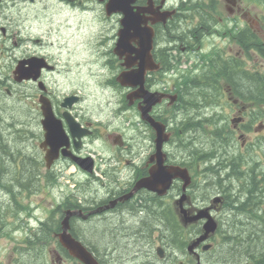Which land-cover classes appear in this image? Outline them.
I'll return each instance as SVG.
<instances>
[{
	"label": "flooded vegetation",
	"instance_id": "af4514ba",
	"mask_svg": "<svg viewBox=\"0 0 264 264\" xmlns=\"http://www.w3.org/2000/svg\"><path fill=\"white\" fill-rule=\"evenodd\" d=\"M109 1L0 0V83L8 95L17 88L21 143L35 166L26 172L37 177L36 194L58 191L55 209L43 211L40 222H60L58 242L67 211L83 212L70 218L77 240L82 224L116 225L126 248L132 237L142 245L117 264H251L225 255L234 227L255 222L251 209L264 221V15L246 0H225L227 19L192 24L187 7L197 0H134L131 8L144 12L155 32L152 64L143 86L124 87L118 77L139 71L144 45H132V66H124L116 53L124 15L109 16ZM98 26L91 39L88 30ZM74 30L82 40L71 41ZM80 55L74 72L71 61ZM90 79L100 89L93 102ZM151 95L160 99L152 107ZM45 108L67 136L50 167ZM153 122L168 136L161 154ZM146 178L168 185L165 192L135 190ZM250 199L259 203L252 207ZM207 225L214 231L199 242ZM83 244L100 264H116L121 245L102 255ZM50 255L52 264H81L63 246Z\"/></svg>",
	"mask_w": 264,
	"mask_h": 264
},
{
	"label": "trees",
	"instance_id": "16d2710c",
	"mask_svg": "<svg viewBox=\"0 0 264 264\" xmlns=\"http://www.w3.org/2000/svg\"><path fill=\"white\" fill-rule=\"evenodd\" d=\"M219 6V0L194 1V5H188L187 7V9L190 10L187 17L191 19L192 24L195 19L198 18L203 25L209 22L208 20L215 19L216 16L221 14ZM177 33H179V35L181 34L180 31H177ZM1 86L2 83H0V87ZM251 86L254 90L260 89V85L257 82L254 83L252 81ZM3 93H5V90L0 88V238L5 236L12 237V231L15 229L13 225L12 229H10V225L5 219L7 213L10 219L12 216L17 217L20 213L32 214L33 204L24 202L27 198L30 200L31 196L35 195L41 188L38 184L37 177L26 172L35 168L34 162L30 161L29 155L27 156L24 154L23 144L18 142V140L22 141L25 139L24 135L26 131L24 130L26 129L25 126L23 127L21 125L22 123H20L21 110L17 113L19 119L7 117L8 110L5 109V106L8 100H4L3 97H5L6 93ZM11 93L14 95L13 97L17 95V91H14V88L11 89ZM7 98L8 97H6V99ZM16 142L19 144L17 150H15ZM28 149L30 148L28 147L27 150ZM250 200L252 207L254 204L257 205L259 203L258 199L256 201L253 199ZM250 215L255 219V222H251V224L247 226L234 227L232 235L234 238L228 240L226 243V247L227 249L229 248L230 252L225 256L227 259L234 262H239L240 260L245 261L246 259V262L251 264H264V221L259 216L258 209H251ZM39 224L40 226L37 229L31 228L29 225L27 228H30L28 232L25 233V245H18L15 248L17 250H23L19 256L25 257L21 259L18 264H50L45 260L47 255L46 247L51 242L61 247L55 237V234L61 230L60 222L51 219L47 222H39ZM100 226L106 227L109 230L108 233L104 235V228H100L101 231L103 230L104 236L101 240L105 242L102 246L100 244L101 240L99 241L93 233L96 229L99 230ZM129 227L132 228V226ZM78 229L80 235H78L79 237L77 236V238L83 243L92 246L94 251H99V254L103 255V253L112 251L111 249L114 248L115 244L118 247L121 245V249L113 253L114 263L116 264L117 261L120 262L122 260L123 256H130L127 255L126 252L129 251L130 253L134 249L142 248L141 241L137 237H132L129 240L130 244H127L128 247L126 248L124 240L121 241L120 237L118 238L116 235V225L111 224L105 226L94 224L86 226L82 224ZM172 232L173 230L169 232V236H173ZM180 247H183V245H180Z\"/></svg>",
	"mask_w": 264,
	"mask_h": 264
},
{
	"label": "water",
	"instance_id": "95a60500",
	"mask_svg": "<svg viewBox=\"0 0 264 264\" xmlns=\"http://www.w3.org/2000/svg\"><path fill=\"white\" fill-rule=\"evenodd\" d=\"M133 2L134 0H110L107 4V12L109 16H111L113 13L118 12H122V14L124 15V17L122 18V28L119 31V39L116 47V53L121 58H126L124 66H126L127 68H130L132 66L130 61V56L133 52L131 49L132 45L134 43L140 46L144 45L141 52L143 56H140V58L142 59V63L139 64V71H125L122 72L118 77V82L124 87H132L137 84V82L141 86H143L145 72L147 69H151V51L155 37L153 28H149L148 26H146L147 22H145V19L143 17L144 12H142L141 10L134 11L133 8H131ZM166 15L169 16V14ZM161 18L165 19L164 15H162ZM17 73L18 71L16 72V74ZM20 80V77H18L17 81L19 82ZM149 102H151L149 106L152 107L153 105L159 103L160 99H157L155 96L151 95ZM44 114L45 120L43 121V124L46 133V140L43 142L42 146L47 150L46 161L48 163V166L50 167L53 164L54 160L58 158L59 150L64 145L62 139H66L67 136L60 122L54 118L51 110L45 108ZM153 125L158 135V153L161 154L162 144L168 139V136L164 134V128L161 124L153 122ZM48 146H50L51 148L48 149ZM64 154H67L66 150H64ZM91 168L92 164L89 167H86V169ZM171 171L179 172L178 170L173 169H171ZM152 180V178H146L145 180H142L141 182H139L135 190L147 187L158 190L161 193L165 192V188L168 185L166 186L164 184H154ZM169 180H171V177L169 178ZM76 214L82 216L83 212L67 211L66 217L62 221V232L58 235L60 244L66 250H68L70 255H72L74 258H77L81 262V264H100L96 257L86 248V246H84L81 241L77 240L70 232V218L71 216ZM206 228L207 233L198 240L199 242H204L207 239V234L214 231L215 227L212 225H207ZM193 248L194 246L192 245L189 247V250L193 251Z\"/></svg>",
	"mask_w": 264,
	"mask_h": 264
},
{
	"label": "rangeland",
	"instance_id": "374dc122",
	"mask_svg": "<svg viewBox=\"0 0 264 264\" xmlns=\"http://www.w3.org/2000/svg\"><path fill=\"white\" fill-rule=\"evenodd\" d=\"M173 1V0H172ZM174 1H180V0H174ZM220 1V11L221 14L218 15L219 18H224L227 19L229 17V11L227 8V3L225 0H219ZM246 7H248L252 13H254L255 15H258L260 17H263L264 15V0H246L245 3ZM89 19H92V16H90ZM74 24L73 27L75 30H77L78 26H77V18H73ZM79 22V21H78ZM196 22H194L193 24H195ZM222 27H224V25H222ZM97 29H99V26L94 30L93 28L91 30H88L89 34L91 35V39H92V34L98 33ZM74 30V36L71 38L72 42H78L82 39H80L79 35L76 34V31ZM106 35H108V31L106 32ZM212 40H216L217 42H219L218 39L213 38ZM215 43L216 45L219 43ZM70 46V49H79L80 45H68ZM16 54V55H20V53L18 52V50H13L11 51V55ZM84 57V54H83ZM1 58V55H0ZM74 64V72L77 71V67H79V64H83L81 63V55L78 57H73V60L71 61ZM80 62V63H78ZM62 63L60 62L59 65H61ZM2 66H6V64H3ZM71 68L73 67L72 64H70ZM4 73V71H3ZM75 85L77 86V82L74 81ZM64 83L66 82H60V88L64 87ZM83 83V80H82ZM90 100L93 102L96 99L97 94L99 93V88L95 85L94 80L90 79ZM15 89L17 90V88L15 87ZM6 93V92H5ZM14 95H5L4 100H8L5 109L8 110V114L7 117L9 118H13L14 119H19L18 114L19 110L21 108L20 106V100L18 97V94L13 97ZM6 97H8L6 99ZM13 135V134H12ZM14 137V136H13ZM12 137V138H13ZM16 139V137H15ZM18 142L21 143V140H18ZM17 143V142H16ZM14 145V144H13ZM19 148V144L17 143L15 145V150H17ZM29 153H31L33 150L30 148L28 149ZM73 183H71L72 185ZM58 191H53V193H45V192H40L38 194H36L31 200H29L28 198L25 200L24 203H33V212L32 214L29 213H20L17 217L12 216V218H9V215H7V219H8V224L10 225V229H12V225L15 228L12 233V237H1L0 238V264H18L21 259H24L25 257H20L19 254L22 253L23 250L20 249H15L18 245H25L24 244V238H25V233L28 232L29 228H34L37 229L40 224V220L39 217L44 218L43 215V211L45 212V210L47 209L48 211H52L53 209H55L56 207V201L58 200ZM30 225L29 228H27ZM98 225V224H96ZM87 226V225H86ZM93 227V226H91ZM100 228H104V227H99V230L96 229V231H94V236L98 238V240L100 241L101 238H103V232L101 231ZM30 233V232H29ZM56 235V234H55ZM88 238V237H87ZM89 239V238H88ZM56 240H58L56 238ZM90 240V239H89ZM104 241L101 240L100 244L101 246L104 245ZM95 244V243H94ZM57 244L51 242L46 248L47 252H46V258L45 260L48 261V263L52 264V257L50 255V251H53L57 248ZM28 260V259H27ZM65 264H73L72 262H66Z\"/></svg>",
	"mask_w": 264,
	"mask_h": 264
},
{
	"label": "bare ground",
	"instance_id": "6f19581e",
	"mask_svg": "<svg viewBox=\"0 0 264 264\" xmlns=\"http://www.w3.org/2000/svg\"><path fill=\"white\" fill-rule=\"evenodd\" d=\"M19 83V82H18ZM16 87V86H15ZM1 88V87H0ZM12 89V88H11ZM14 91H15V89H14ZM3 94H5V93H3ZM7 94V93H6ZM15 94V93H14ZM8 95V94H7ZM10 124V123H9ZM73 211V210H72ZM65 215V214H64ZM47 220V219H46ZM139 242V241H138ZM177 245H179V244H177ZM175 247V246H174ZM171 249H173V248H171ZM175 250H177V249H175ZM181 252V251H180ZM177 253V252H176ZM182 253V252H181ZM180 253V254H181ZM183 256V255H182Z\"/></svg>",
	"mask_w": 264,
	"mask_h": 264
}]
</instances>
